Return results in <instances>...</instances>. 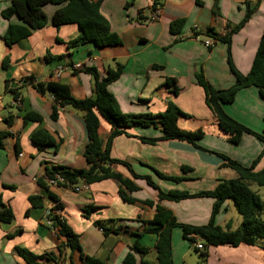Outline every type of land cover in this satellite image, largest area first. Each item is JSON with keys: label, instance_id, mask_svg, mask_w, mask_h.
<instances>
[{"label": "crops", "instance_id": "1", "mask_svg": "<svg viewBox=\"0 0 264 264\" xmlns=\"http://www.w3.org/2000/svg\"><path fill=\"white\" fill-rule=\"evenodd\" d=\"M91 1H100V12L121 43L98 46L85 42L67 47V42L77 37L80 29L75 23L54 26L52 14L64 3H47L42 6L46 24L7 45L2 35L8 24L22 23L16 15L8 19L1 15L11 0H0V133H4L0 136V200L13 212L10 222H0V264H26L17 254L16 247L42 255L55 252L62 242L44 221V208L52 203L47 196L48 190L61 203L60 214L77 234L81 252L107 264H122L135 241L148 249L145 254L132 251L137 263L142 257L155 259L156 233L141 232L143 221L150 220L154 214V208L144 200L159 203L172 212L177 222L190 225L206 224L213 203V198L208 196L177 201L160 199L156 189L144 178H133L122 164H115L112 169L132 179L138 187L132 192L126 190L127 195L135 198L131 203L120 198L118 182L110 178L88 184L87 190L79 192L69 187L49 186L48 190L40 187L36 180L44 176L46 165L86 168L83 151L88 139L79 111L65 106L59 108L57 118L52 119V97L40 94L31 84L22 81L24 78L58 80L68 85L75 98L82 99L93 94L92 76L83 69L94 67L101 77L118 61L123 64L122 72L108 89L123 113L157 114L165 109L168 101L176 104L186 114L178 117V127L192 131L201 129L203 136L198 144L203 150L178 139H160L155 143L141 140L140 137L161 136L160 127L151 124L127 127L129 135H116L110 147L112 158L126 161L138 175L149 176L162 191L178 189L195 193L211 190L219 180L238 176L232 168L221 165L223 160L217 154L227 155L247 167L263 149L264 143L252 134L244 133L237 143L228 139L205 104L203 89L195 79V74L202 72L216 89L227 88L235 82L227 63L226 43L215 40L212 46H206L204 40L210 37L209 30L224 34L237 24L245 12V0H161L157 18L149 22L142 18L149 15L152 0ZM248 2L253 10L244 24L232 33L229 46L232 64L243 74L250 69L264 28V0ZM176 19H183V24L178 32L171 33L169 24ZM46 55L50 57L46 58ZM4 58L5 67L2 66ZM55 72H59L57 78ZM167 78L175 79L177 93L173 92V85L166 83ZM224 110L255 132L264 128V98L255 86L238 90L233 102L224 105ZM28 113L39 119L24 120ZM99 121V137L105 142L111 127L102 117ZM39 131L48 133L54 143H34L32 135ZM183 166L188 168L184 170ZM262 167L264 153L254 171ZM154 170L180 179L158 177ZM256 192L264 201L262 194ZM29 196H39L43 205L31 206ZM231 204V199L223 202L214 216V223L225 226L230 222L232 229L239 226L241 217L236 216ZM90 205L93 209L85 217L83 209ZM95 221L108 222L106 227L111 225L117 231L104 233ZM139 232L141 234L136 235ZM263 244L264 240L236 246L210 245L205 260L199 263L200 250L182 237L179 227H174L171 259L172 264H264ZM72 261L83 264L77 251L73 253ZM37 262L58 264L47 257L38 258Z\"/></svg>", "mask_w": 264, "mask_h": 264}, {"label": "trees", "instance_id": "2", "mask_svg": "<svg viewBox=\"0 0 264 264\" xmlns=\"http://www.w3.org/2000/svg\"><path fill=\"white\" fill-rule=\"evenodd\" d=\"M47 3L61 4L63 6L57 8L51 17V23L54 26H59L65 23H75L80 33L74 39L67 42V47H75L76 45L93 42L98 46L115 45L121 43L119 36L112 32L108 20L100 12V1L91 0H11L10 4L1 11V15L8 19L16 15L22 24L9 23L5 33L2 35L7 45L12 44L20 39L30 35L32 30L42 28L46 22V16L42 10V6ZM161 0H152L148 7L149 12L156 8L160 9ZM214 6H216L214 2ZM253 6L248 0H245V12L241 20L233 27H229L224 34H217L211 30L208 35L215 40L222 41L227 45V63L231 73L234 75L235 82L222 89H216L205 79L202 72L195 74V79L198 85L201 86L204 92L205 104L213 112L218 127L222 132L228 135V139L237 143L244 133L252 134L264 143V128L261 132H255L241 122L235 120L228 115L224 110V105L233 102L238 90L255 86L258 88L259 94L264 98V28L261 32L259 43L257 45L251 66L246 74L239 72L231 61L229 46L230 38L233 32L239 29L248 19ZM140 14L141 11H138ZM150 14V13H149ZM140 16L138 15V18ZM147 17L142 18L147 20ZM183 24V19H176L169 24V31L176 33ZM49 58V55L45 56ZM2 66H6V58L2 60ZM153 68L160 66L152 65ZM123 64L115 62L112 67L106 69L104 76H99L94 67H85L84 72L92 76V96L82 99L75 98L71 93L68 85L60 83L58 80L48 79L46 81H35L33 77L24 78L23 81L31 84L40 94H47L52 97L54 106L50 113L52 119L58 116V109L69 106L70 108L79 111L82 115L87 143L84 147L83 155L87 162L86 168H71L63 165L45 166L44 176L37 178V183L40 187L48 190L49 186H61L71 188L78 183L91 184L104 179H114L118 182V195L125 202H134L135 198L126 194L138 189L132 179L122 176L115 172L112 166L122 164L128 168L133 178H144L147 184L157 190V196L160 199L177 201L180 199L208 196L213 198L210 218L204 225H190L177 222L174 215L169 209L161 206L159 203H154L151 200L143 202L154 208V214L150 220L143 221L141 232H154L157 235L154 245L155 259L153 261L141 258L137 263L132 251H137L145 254L148 249L138 244L135 241L130 246L122 259V264H172L171 259V233L174 227H179L182 232V237L190 244H194L198 239L202 242L203 249L195 248L199 252L200 261L202 263L207 256V248L210 245L230 244L236 246L241 243L256 244L264 240V201L261 196L251 189L250 184L255 183L259 186H264V167L258 171H254L257 161L264 153V146L260 154L253 162L244 167L237 161L231 159L227 155L217 154L221 157L222 166L230 167L238 174L236 178L221 179L216 186L211 190H203L195 193H190L187 190L170 189L162 191L157 184L147 175L141 176L133 172L130 164L124 160L115 159L110 156V147L113 137L119 134L129 133L127 127L132 125H157L162 132L160 137H140L141 140L149 143H155L160 139H178L184 140L199 149H204L198 144V140L203 136L201 129L186 130L178 127L177 119L179 116H186L179 107L172 101H168L165 109L157 114H129L123 113L118 103L109 91L108 85L119 78L122 72ZM166 83L173 85V92L177 93L175 79L167 78ZM18 98L14 93V99ZM99 117H102L110 124V132L103 142L99 137ZM39 119L38 116L28 113L24 116L26 119ZM4 133H0V136ZM32 141L36 144L54 143L52 137L44 132L39 131L32 135ZM1 144V143H0ZM184 170L188 167L183 166ZM158 177L165 179L179 180V177L164 175L157 170H154ZM59 176L62 181L56 180L55 185H50L48 179H56ZM48 198L51 200V205L44 208L48 212L50 227L55 230L57 235L62 238V242L58 244L55 252H47L46 254L36 255L26 248L16 247L17 254L25 261L26 264H39L38 258L47 257L55 260L58 264L67 261L68 264H73L72 255L74 252H79V257L83 264H107L106 262L81 252L77 234L67 224L63 216L60 214L62 205L55 194L48 190ZM231 199L235 210L241 217L240 224L237 228L232 229L230 222L225 226H220L214 223V216L220 209L223 202ZM28 201L31 206H42V200L39 196H29ZM93 206H86L83 209V215L89 216ZM58 211V213L56 212ZM13 219V212L9 206H6L0 200V222H10ZM103 221H95L104 233L109 231L116 232L111 225L106 227ZM141 232L136 233L140 235ZM264 250V244L262 246ZM65 250L68 251L67 255Z\"/></svg>", "mask_w": 264, "mask_h": 264}, {"label": "built area", "instance_id": "3", "mask_svg": "<svg viewBox=\"0 0 264 264\" xmlns=\"http://www.w3.org/2000/svg\"><path fill=\"white\" fill-rule=\"evenodd\" d=\"M158 12H159V9H158V8H156L155 10H153L152 12H150V14L148 15L146 21H147V22H149V21H154V20L157 18V16H158ZM213 43H214V39L211 38V37H208V38H206V39L204 40V44H205L206 46H212ZM58 76H59V72H55V73H54V77L57 78ZM22 81H23V80H22ZM15 101L18 102V101H19V98H16ZM19 155H21V153H20ZM56 180L62 181V179H61L59 176H56V179H55V180H54V179H48V183H49L50 185H55ZM71 189H72L74 192L85 191V190L88 189V184L78 183V184L73 185V186L71 187ZM56 212L58 213V211H56ZM47 215H48L47 210H44V216H43V217H44V221H45V223H46L48 226H50L51 223H50V220L48 219ZM193 245H194L195 248H197V249H199V250L203 249L202 242H201L199 239H198L196 242H194ZM62 264H68V263H67V261H65V262H63Z\"/></svg>", "mask_w": 264, "mask_h": 264}, {"label": "rangeland", "instance_id": "4", "mask_svg": "<svg viewBox=\"0 0 264 264\" xmlns=\"http://www.w3.org/2000/svg\"><path fill=\"white\" fill-rule=\"evenodd\" d=\"M262 144V143H261ZM263 145V144H262ZM260 152H261V150H260ZM260 152H258L255 156H254V158L252 159V161L250 162V163H252L253 162V160L260 154ZM250 165V164H249ZM250 187H251V189L252 190H254V191H258L259 193H261L262 194V196L264 197V186H259V185H256L255 183H251L250 184ZM231 208L233 209V211L235 212V214H236V216H237V211H235V209H234V206L231 204ZM199 255V254H198ZM197 255V256H198Z\"/></svg>", "mask_w": 264, "mask_h": 264}]
</instances>
